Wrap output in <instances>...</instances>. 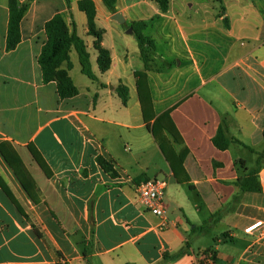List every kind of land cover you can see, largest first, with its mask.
<instances>
[{"label": "crops", "instance_id": "obj_1", "mask_svg": "<svg viewBox=\"0 0 264 264\" xmlns=\"http://www.w3.org/2000/svg\"><path fill=\"white\" fill-rule=\"evenodd\" d=\"M9 1L0 0V142L15 147L33 181L28 191L0 152V264H160L164 252L186 242L189 253L168 264H264V0H169L165 11L158 0H117L122 22L103 0H92L111 58L106 71L80 0H18L28 8L21 39L8 50ZM57 14L70 31L75 23L98 77L82 72L72 47L71 66L64 61L60 69L79 93L65 99L56 80L43 81L38 62L46 24ZM136 22L156 44L147 63ZM137 73L147 77L150 122L168 111L182 138L185 182L147 127ZM119 85L128 88L126 103ZM221 125L248 147H216ZM29 145L41 152L47 173ZM260 153L262 191L242 192L236 181ZM149 178L167 181L165 226L137 199L136 184ZM256 221L263 226L247 233ZM203 224L208 232L196 228ZM208 236L213 243L196 252L191 243ZM208 248L216 261L205 259Z\"/></svg>", "mask_w": 264, "mask_h": 264}, {"label": "trees", "instance_id": "obj_2", "mask_svg": "<svg viewBox=\"0 0 264 264\" xmlns=\"http://www.w3.org/2000/svg\"><path fill=\"white\" fill-rule=\"evenodd\" d=\"M107 9L115 13L117 0H103ZM162 10H167L169 0H158ZM79 7L83 10L88 18L89 33L96 37V49L98 50V64L102 71H106L110 67L111 58L108 50L101 47V32L96 28V7L92 0H80ZM27 4L20 5L18 0L9 1L10 9V20L7 35V49H13L20 41V23L27 10ZM73 30L70 31L67 23L61 14L55 15L46 24L47 42L45 43L41 54L39 55L38 62L41 66L42 76L44 82H50L56 80L58 83V92L60 98L65 99L75 96L79 93V89L74 84L71 77L68 75L67 70L60 69L62 62L68 61V67L71 66L69 61V52L71 48H75L81 64L82 72L92 80H98L97 75L92 69L90 60V53L87 49V45L84 39L78 34L75 23H73ZM146 24L144 22H136L132 24L133 32L137 38L141 55L144 61H149L151 53L155 50V41L144 34ZM138 76V87L140 102L144 114V120L147 124L148 129L152 132L154 138L158 142L164 156L170 163V166L174 172L178 182H185L189 179L186 174L183 162L187 153V150L182 146L177 151V146L183 144L182 138L178 132L177 127L173 123L168 111L160 114L156 117L153 123L150 122L155 117L153 111L152 97L149 91L147 77L144 73H137ZM103 85V84H102ZM117 92L122 98L123 102H127L128 88L126 86L119 85ZM148 110L150 114L148 115ZM238 143L245 145L242 141L237 138H228L225 133V126L221 125L218 129L217 134L213 137V143L219 149H226L231 143ZM29 150L37 163L46 171L48 165L45 162L41 152L34 145H29ZM0 152L8 164L14 169L16 175L29 191L28 183L33 181L32 176L26 165L24 164L18 151L9 141L0 142ZM263 153L259 154L256 166L247 172H245L237 181L236 184L239 186L242 192H261L262 187L258 178V171L261 166ZM98 162L103 169L111 176H117L115 169L111 162L107 161L103 157H98ZM28 180V181H27ZM30 182V183H31ZM240 196L234 197V202H239ZM208 221L207 223H209ZM197 229L208 232L209 225H200ZM190 243L186 242L184 246L175 252L166 251L163 254V259L160 264H168L174 260L181 258L182 256L189 253ZM212 252L214 255V261H216L215 252L208 248L203 251Z\"/></svg>", "mask_w": 264, "mask_h": 264}, {"label": "built area", "instance_id": "obj_3", "mask_svg": "<svg viewBox=\"0 0 264 264\" xmlns=\"http://www.w3.org/2000/svg\"><path fill=\"white\" fill-rule=\"evenodd\" d=\"M166 186L167 181L164 178H149L137 183L135 186L138 201L154 215L160 217L163 220V226L168 224L167 205L165 202ZM262 226V221H256L247 226L245 231L249 233ZM204 257L207 261H214V255L212 252L204 253ZM64 263H66V261H64Z\"/></svg>", "mask_w": 264, "mask_h": 264}, {"label": "rangeland", "instance_id": "obj_4", "mask_svg": "<svg viewBox=\"0 0 264 264\" xmlns=\"http://www.w3.org/2000/svg\"><path fill=\"white\" fill-rule=\"evenodd\" d=\"M213 237L214 236H208L207 238H204V240H202V242H200V243H197V241L192 242L191 244L193 246V249L196 252H198L199 246L204 245V244H206V242H210V241L213 243Z\"/></svg>", "mask_w": 264, "mask_h": 264}, {"label": "water", "instance_id": "obj_5", "mask_svg": "<svg viewBox=\"0 0 264 264\" xmlns=\"http://www.w3.org/2000/svg\"><path fill=\"white\" fill-rule=\"evenodd\" d=\"M113 18L116 19V20H118V21H120V22L123 21V20H122V14H121V12H116V13L113 15ZM130 30L132 31V28H131Z\"/></svg>", "mask_w": 264, "mask_h": 264}]
</instances>
